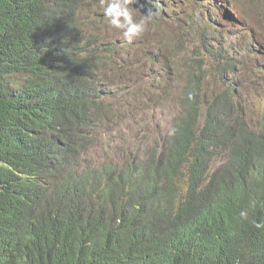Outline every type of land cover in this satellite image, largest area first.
<instances>
[{
    "label": "trees",
    "instance_id": "obj_1",
    "mask_svg": "<svg viewBox=\"0 0 264 264\" xmlns=\"http://www.w3.org/2000/svg\"><path fill=\"white\" fill-rule=\"evenodd\" d=\"M154 3L163 24V9L189 17L175 49L214 26L204 2ZM153 23L128 43L99 0H0V264H264V228L251 223L264 224V93L252 127L228 77L239 57L224 48L225 89L205 92L206 73L189 68L174 134L121 164L82 167L86 127L122 102L118 113L139 117L160 95L161 82L132 87L130 72L159 61Z\"/></svg>",
    "mask_w": 264,
    "mask_h": 264
},
{
    "label": "rangeland",
    "instance_id": "obj_2",
    "mask_svg": "<svg viewBox=\"0 0 264 264\" xmlns=\"http://www.w3.org/2000/svg\"><path fill=\"white\" fill-rule=\"evenodd\" d=\"M174 1L171 0L172 7L177 6L173 4ZM195 1L204 2L205 10L212 15V30H207V27L206 32L202 33L204 28L201 25L196 27V32L192 30L188 33L187 45L175 49V39L174 45L168 40L175 36V30L188 26L189 17H178L166 9L162 11L169 16L170 22L167 24L161 23V10L159 15L153 17V24L160 28H154L157 41L155 40L152 52L159 61L150 66L143 65L144 60L132 61L130 72L134 71L137 77L132 87L138 85L139 88L150 89L158 81L161 82L160 95L137 110L139 117L118 113L122 102L118 104V110L114 109L117 111L116 115H107L100 123L86 127L84 137L80 141L83 168L121 164L134 152H138L139 148L148 149L157 141L168 138L171 126L181 116L180 103L189 68H195L198 73H206L203 84L205 92L216 95L223 91L226 87L224 81L228 80L219 74L216 76V66L220 65L216 59V51L220 48H224L232 58L239 57L237 68L228 77L236 84L237 100L248 106V119L251 126L255 127L256 117L252 108L264 93V0H252V6L242 0H237L236 5L234 0ZM153 5L156 7L157 4ZM204 40L210 42L209 49ZM199 42L201 49L196 53L194 48ZM170 62L177 66L176 70L171 69ZM258 72L261 73L257 77ZM119 73L122 76L128 72ZM129 73L126 78L130 76ZM125 87L126 82H121L120 92L117 94L122 95ZM156 108L161 114L158 115L160 118L150 121L149 115Z\"/></svg>",
    "mask_w": 264,
    "mask_h": 264
},
{
    "label": "clouds",
    "instance_id": "obj_3",
    "mask_svg": "<svg viewBox=\"0 0 264 264\" xmlns=\"http://www.w3.org/2000/svg\"><path fill=\"white\" fill-rule=\"evenodd\" d=\"M148 7L145 14H141L140 9L144 8V4H140L139 0H99V5L103 10V16L107 19L108 24L119 30L126 42L131 43L134 38L140 37L146 30L147 24L153 17L159 15V11L153 10V0H145ZM138 5V7H134ZM139 15V19H137ZM175 129H171L169 134H174ZM255 202L253 201V206ZM241 219H247L248 214L245 211L240 212ZM256 229L264 228V224L251 221Z\"/></svg>",
    "mask_w": 264,
    "mask_h": 264
},
{
    "label": "water",
    "instance_id": "obj_4",
    "mask_svg": "<svg viewBox=\"0 0 264 264\" xmlns=\"http://www.w3.org/2000/svg\"><path fill=\"white\" fill-rule=\"evenodd\" d=\"M139 3L145 5L144 8L140 9L141 14H145V9L148 7V5L145 3V0H139ZM153 6H154V5H153ZM134 7H138V5H134ZM153 10H157V9L154 7Z\"/></svg>",
    "mask_w": 264,
    "mask_h": 264
},
{
    "label": "bare ground",
    "instance_id": "obj_5",
    "mask_svg": "<svg viewBox=\"0 0 264 264\" xmlns=\"http://www.w3.org/2000/svg\"><path fill=\"white\" fill-rule=\"evenodd\" d=\"M157 1V0H156ZM163 8V7H162ZM261 63V62H260Z\"/></svg>",
    "mask_w": 264,
    "mask_h": 264
}]
</instances>
